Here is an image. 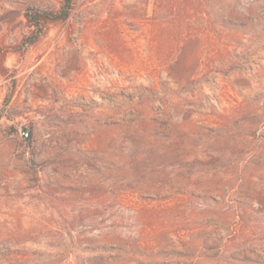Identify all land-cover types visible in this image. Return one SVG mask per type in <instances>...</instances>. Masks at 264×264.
Segmentation results:
<instances>
[{"label": "rangeland", "instance_id": "374dc122", "mask_svg": "<svg viewBox=\"0 0 264 264\" xmlns=\"http://www.w3.org/2000/svg\"><path fill=\"white\" fill-rule=\"evenodd\" d=\"M59 7L0 0V264H264V0H75L10 50Z\"/></svg>", "mask_w": 264, "mask_h": 264}, {"label": "trees", "instance_id": "16d2710c", "mask_svg": "<svg viewBox=\"0 0 264 264\" xmlns=\"http://www.w3.org/2000/svg\"><path fill=\"white\" fill-rule=\"evenodd\" d=\"M59 2L60 7L57 10L29 8L25 12L24 18L29 33L23 36L20 43L10 48L13 53H25L30 47L41 41L51 26L63 25L70 20L75 0H59ZM6 56V52L0 53V74L5 76L8 73V69L5 67Z\"/></svg>", "mask_w": 264, "mask_h": 264}, {"label": "built area", "instance_id": "2783aa9c", "mask_svg": "<svg viewBox=\"0 0 264 264\" xmlns=\"http://www.w3.org/2000/svg\"><path fill=\"white\" fill-rule=\"evenodd\" d=\"M22 137L24 139H28L30 137V133L28 130L22 132Z\"/></svg>", "mask_w": 264, "mask_h": 264}]
</instances>
